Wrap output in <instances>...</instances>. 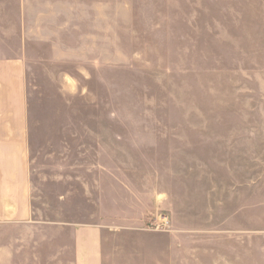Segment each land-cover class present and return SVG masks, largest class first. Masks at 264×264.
<instances>
[{
  "label": "rangeland",
  "instance_id": "obj_1",
  "mask_svg": "<svg viewBox=\"0 0 264 264\" xmlns=\"http://www.w3.org/2000/svg\"><path fill=\"white\" fill-rule=\"evenodd\" d=\"M65 1L24 52L37 222L0 247L72 264L93 226L104 264H264V0ZM22 6L0 0L1 56Z\"/></svg>",
  "mask_w": 264,
  "mask_h": 264
},
{
  "label": "crops",
  "instance_id": "obj_2",
  "mask_svg": "<svg viewBox=\"0 0 264 264\" xmlns=\"http://www.w3.org/2000/svg\"><path fill=\"white\" fill-rule=\"evenodd\" d=\"M30 3L31 0H23L20 10L21 48L14 55H0V225L37 222L32 206L28 62L24 52L32 41L54 46L53 36L45 35L51 28H43L50 21L44 19L53 15L54 10H70L65 0H43L37 10L31 9ZM34 16L38 18L37 24L31 21ZM82 227L74 229L75 259L71 263L104 264L102 227ZM14 257L12 249L0 247V264H14Z\"/></svg>",
  "mask_w": 264,
  "mask_h": 264
},
{
  "label": "built area",
  "instance_id": "obj_3",
  "mask_svg": "<svg viewBox=\"0 0 264 264\" xmlns=\"http://www.w3.org/2000/svg\"><path fill=\"white\" fill-rule=\"evenodd\" d=\"M161 225L163 226V228H167V227H169V225H170V220H169V218H168V217H164V218H162V220H161Z\"/></svg>",
  "mask_w": 264,
  "mask_h": 264
}]
</instances>
